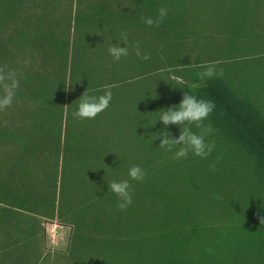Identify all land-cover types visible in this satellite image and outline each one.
<instances>
[{
    "label": "rangeland",
    "instance_id": "1",
    "mask_svg": "<svg viewBox=\"0 0 264 264\" xmlns=\"http://www.w3.org/2000/svg\"><path fill=\"white\" fill-rule=\"evenodd\" d=\"M167 1L186 13V35L176 38L175 44L169 46L163 41L154 44L149 34L137 30L134 39L128 37L126 45L119 39L128 29H122L119 25L122 22L111 20L104 11L107 23L100 21L96 29L90 24V28L94 29L93 40H97L95 46L90 47L82 40L78 30H74L75 17L76 14L82 18L97 12L96 8L100 4L102 7V0H10L14 4L11 9H15V12L12 17L2 14L11 20L0 29V67L7 65L6 72H15L19 81L16 93L23 90L26 96L18 98L15 93L11 107L0 111V129L7 133L0 138V264L117 262L114 255L116 245L111 240V228L114 226L108 225L107 218L103 219V216L102 223L105 225L102 229L94 224L95 219L101 215L100 210L95 208L86 216V222L79 224H75L74 220L82 216V212V215L76 216L68 213L67 219L60 216L62 158L58 160L48 150L39 151L35 156L27 154L28 138L40 131L37 124L45 122L49 133L55 127L59 130L61 127L64 137L68 113L64 108L61 114L57 110L58 103L48 96L44 97L43 107L40 108L29 92L25 91L26 84L33 80L36 81L35 85L43 83L40 79L36 80L38 73L47 80L44 85L51 83L50 79L54 81L60 76L56 58L48 56L45 50L35 46L31 40L43 32L37 30L38 23L44 28H52L57 34L61 31L68 34L65 39H70V56L74 57L76 44L81 48V57L87 53L84 57L86 65H82L93 66L95 69L96 81L90 84L91 87L102 88L104 91V85H113L108 112L100 113L95 119H78L79 127L76 130H82V133L94 131L99 139L100 134L109 126L116 125L120 134L116 137L111 134L109 140H106L107 149L111 148L108 151L114 153L112 158L105 160L112 175L108 183L118 182L120 179L117 173L121 172L122 179L129 180L131 194L136 191V188L133 189L136 180L128 176V171L136 162L149 161L146 158L148 156L152 158L148 165L158 167V173L170 171L177 181L182 180L186 173L193 174L194 165L202 166L205 163V158L195 156L191 151L187 158L175 159V152L180 146L172 151L159 147L162 139L160 133L167 131L176 138L180 135V126L169 125L165 128L162 121H159L164 110L178 106L183 98L180 84L184 80L176 78L178 69L199 66L204 71L209 62H215L216 76L227 75L238 89L255 98L264 111V0H251L250 13L243 18L232 15L228 0ZM105 3L115 14H125L132 10L131 0H107ZM43 15L46 18L41 19ZM97 16V20L102 18L98 13ZM17 29L24 31L27 34L25 38L29 39L19 35ZM111 44L127 46L128 55L119 61L113 60L107 52ZM137 44L141 54H149L150 59L136 56ZM221 71L222 75L219 74ZM158 75L163 79L157 78ZM170 81H178L176 89L171 90ZM158 87L160 90L152 91ZM2 94L3 90L0 89ZM68 96L67 93L65 101ZM80 97L77 99V107ZM47 99L50 100L47 107L50 110L47 111L51 115L45 111ZM122 112L127 114L124 116L128 120L122 118ZM185 126L195 133L199 129L195 125H183L181 130ZM59 147H63V142ZM124 152L130 159L120 162L114 159ZM69 162L74 167L72 172L70 168L68 170L70 176H67L65 186L77 189L78 179L75 174L78 172L76 166L79 161L71 159ZM230 165L234 175L224 168L220 181L207 179L206 182L199 178L189 187L179 186L182 189L180 193L188 191V194L194 196L197 188L203 196L196 197L198 203L192 197H179L180 208L190 212L179 223L171 220L175 225L172 232L160 227L163 216H166L161 212L167 211L163 204L143 199L150 219L159 213L160 216L145 227L143 234L146 241L142 248L135 252L128 249L122 262L117 264H264V224L260 223V218L264 217V184L258 185L259 177L245 170L244 166ZM23 170H27L28 175L21 186L17 182L24 174ZM54 172L58 176L55 191L53 176L50 175ZM194 176H198L197 173ZM152 177L146 174L144 180ZM88 189L93 190L95 187L91 185ZM5 195L9 198L5 199ZM72 196L75 199L71 200L72 205H80L79 198L86 197L84 192H76ZM139 199L137 195L132 197L138 203ZM19 201L25 203L23 208L17 205ZM114 214H118V211L114 210ZM122 216L127 222L132 217L128 212H122ZM167 216L170 217V212ZM173 231L175 236L171 238L169 233ZM236 231L238 236L234 234ZM101 238L106 239L105 244L100 242Z\"/></svg>",
    "mask_w": 264,
    "mask_h": 264
},
{
    "label": "trees",
    "instance_id": "2",
    "mask_svg": "<svg viewBox=\"0 0 264 264\" xmlns=\"http://www.w3.org/2000/svg\"><path fill=\"white\" fill-rule=\"evenodd\" d=\"M104 1L106 2L107 0H102V7L100 4V7L96 8L97 12L82 18L76 14L75 17V25L73 28L74 30H78L80 37L83 38L82 40L88 43L90 47H94L97 42V40H93L94 29L90 28V24H93L96 29L100 21L107 23V21L104 20V18H106L104 11H106V16L111 20L116 19V22H122L119 25L122 26L124 30L128 29L129 34L127 31V37H133V39L137 30H139L149 34L154 44L163 41L171 46L175 44L174 40H176V38H183L186 35V13L174 8L167 0H131L132 10L125 14H115ZM228 1L231 3L230 11L234 17L243 18L250 13L249 4L251 0ZM104 6L106 7L103 8ZM12 7H14V4H12L10 0H0V29L11 20L9 17H12L15 12V9H11ZM161 7L167 8L168 11L167 16L158 27L155 25L149 27L143 23L141 20L142 16L156 19L157 11ZM97 13L102 17L99 18V20H97ZM2 14H7L9 17L6 15L3 16ZM43 18H46V16L43 15L41 19ZM81 28L84 30L81 31ZM37 30H43V32H40L38 37L33 36L31 40L35 46L45 50L44 52L49 54L48 56L56 58L57 70L60 76L54 81L50 79L51 83L44 85L47 80L38 73L36 75V80L40 79L39 81L43 83L35 85L36 81L33 80V82L26 84L27 89L25 91L27 93L29 92V95L36 101L35 104H38L40 108L43 107L42 100L45 96H48L53 102L56 101L58 103L59 109L57 110L61 114L64 108L67 109L68 113L64 137L61 133V127L60 130L55 127L54 130L52 129V132L50 131L49 133V129L46 127L45 122L41 121V123L37 124L40 131H37L38 133H36V135L33 133L27 140V154L35 156L38 155L39 151L48 150L51 154L58 157V160L62 158V183L60 187L59 205L60 216L67 219L69 217L68 213H73L75 216L76 214L82 215L83 213L82 216L76 218L77 222L74 220L75 224H79L80 222H86V216L89 215L92 210L95 208L100 210L101 215L95 219L94 224L102 229L104 227L103 225H105L102 223L103 216V219L104 217L107 218L108 225L111 224L114 226V228H111V240H113L116 245L114 255L115 258L117 257V262H122L121 259L124 258L128 249L131 248L132 251L135 252L142 248L143 242L146 241L145 234H143L145 227L160 216L159 213L155 215L153 219H150V215L144 208L145 200H153L155 203L161 202L163 208L170 212V217L167 216V211L161 212V214L165 213L166 216H163L160 227L162 226L161 228L165 231L170 230L172 232L175 225L171 223V220L179 223V221L181 219L184 220L187 217L186 214L190 212V210L186 208H180L178 205L179 197H192L198 203L199 200H197L196 197L202 198L203 196L202 192L197 188L195 190L197 192L194 196L188 194V191L185 193L181 191L180 193V190H182L180 187H189V184L197 181L199 178L206 182L210 179L213 181H220L221 174H223L221 171H223L224 168H227L228 171L234 175V169L230 164L236 167L244 166L243 168L245 170H249L259 177L257 178V181L260 182L258 185L264 184V111L259 107L255 98L249 93L238 89L234 81L227 77V75L201 78L200 74L203 71L199 66H186L176 71V78L184 80V83L180 84L184 94L187 93L197 99L210 101L215 105L212 113H210L207 119L202 121L203 127H210L212 129L210 133L205 135V143L214 144V148L211 154L205 158V163L202 166L199 164L194 165L193 174L186 173L187 175L180 181L175 180L170 171L166 173L161 171L158 173V167L148 165V162L152 160L150 156L146 157L149 161L136 162L135 165H139L146 174H151L154 177L150 180L134 181L133 189L136 188V191L131 195L132 197L137 195V197L140 198V203H138L137 200H132L131 206L121 211L117 207L118 197L108 189V181H111L112 175L110 176V168H107L105 164L107 158H112L114 156L113 152L108 151L111 148L107 149L108 145L106 140H109L111 134L115 137L120 134L116 130V125L114 127L112 125L109 126L107 130L100 134L101 139L100 137L98 139L94 131L82 133V130H76V128L79 127L78 119L75 121L72 116L74 110L78 109L77 99L82 96L85 91L88 95L97 97L99 94H104L102 88H97L95 86L91 87L94 81H96L94 75L95 69L93 66L85 67L82 65L87 53H84V56L81 57L82 51H80L81 48L79 49V47H77V44L74 45V57L69 55L68 48L71 43L70 39H65V36L68 37V34H65L64 31L57 34L52 28H44L40 23H38ZM16 31L19 35H22L24 39H29L28 37L25 38L27 34L24 31L20 29ZM84 64L86 65V63ZM115 68L117 67L115 66ZM157 78L160 80L163 79L161 75H158ZM152 80H154V77ZM170 82H172L171 90L176 89L179 84L178 81ZM158 90H160V88L152 91ZM22 91L23 90L16 93L18 98L26 96V93L24 94ZM166 91L171 94L170 91ZM67 93L69 96L65 101ZM49 104L50 100L47 99L45 111L51 115V113L47 111L50 110V108H47ZM107 110L108 108L104 112L107 113ZM121 111H123V109ZM121 115L123 119L128 120L124 116L127 114L122 112ZM70 122H72V124ZM201 130L202 129L199 128L196 133L199 134ZM6 134L5 130L0 129V138L5 137ZM62 142L63 147L60 149L59 146ZM117 156L118 157L114 159H119V162L120 160L126 161L128 158L130 159L129 155L125 152ZM71 159L79 161L76 166L78 172L75 174V177L78 179L77 189H73V187L66 188L65 186L67 176H70L68 175V170L70 168L72 172V166L74 167V164L69 162ZM23 171L24 174L20 177L19 182H17L20 185L22 182H25L26 175H28L27 170ZM195 173H197L198 176L195 177ZM50 175L53 176L55 191L57 190L56 183H58V176L56 172L53 174L50 173ZM117 176L120 179L119 181L125 180L122 179L121 172H118ZM208 184H210V182ZM91 185L94 186L95 189H88ZM260 190L261 188L258 189V191ZM29 191L30 188L28 186L27 192ZM76 192H84L86 195V197L82 196L79 198L80 205H72L71 202V200H75L72 195ZM176 192L179 193V196H177ZM68 194H70L69 203ZM94 196L98 197L95 198ZM4 198L7 199L9 197L5 195ZM13 202H15L14 197ZM23 204H25L23 201L17 203L20 208H23ZM114 210L118 211V214H114ZM122 212L131 214L132 217L129 222H127L123 216L121 217ZM174 212H176L175 215ZM171 232L169 235L173 238L175 236V231H173V233ZM234 234L236 236L239 235L237 231ZM128 235H130V241L126 239ZM249 236L252 235L249 233ZM100 242L105 244L106 239L101 238ZM104 244L102 246H104ZM97 247H99V243Z\"/></svg>",
    "mask_w": 264,
    "mask_h": 264
},
{
    "label": "clouds",
    "instance_id": "3",
    "mask_svg": "<svg viewBox=\"0 0 264 264\" xmlns=\"http://www.w3.org/2000/svg\"><path fill=\"white\" fill-rule=\"evenodd\" d=\"M167 8L161 7L157 11V18L141 17L143 23L152 27L153 25L159 26L160 23L167 16ZM127 33H122L119 41H123L127 45ZM135 54L144 60L150 59L149 54H141L139 45L136 46ZM109 55L115 61H119L121 57L128 55V48L120 47L118 45L111 44L108 48ZM7 65L0 67V89L3 90V94L0 95V111H3L11 107L16 90L19 87V81L16 78V74L13 71H5ZM222 75V71L219 73ZM201 78H212L217 75L215 62H209L205 67V70L200 74ZM113 85H104V94L100 96L88 95L85 91L80 97V103L78 109L72 113L74 119H95L100 113L104 112L112 100ZM215 105L203 99H197L196 97L185 93L178 106L170 107L164 110L159 121H162L165 128L169 125L180 126V135L178 138L173 137L171 133L164 131L160 133L162 137L159 147L165 148L167 151H172L176 146H180L175 152L174 158L177 160L188 157L189 152L195 156L206 158L211 154L214 144L205 143V135L210 133L212 129L210 127H203L202 121L214 110ZM183 125H195L197 128H201L199 134L193 132L190 127H183ZM146 173L139 165L132 166L128 171V176L132 180L143 181ZM109 190L118 197L117 207L124 211L132 204V195L129 189L131 185L129 180L112 181L108 184ZM260 223L264 224V217L260 218Z\"/></svg>",
    "mask_w": 264,
    "mask_h": 264
}]
</instances>
